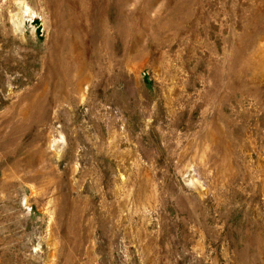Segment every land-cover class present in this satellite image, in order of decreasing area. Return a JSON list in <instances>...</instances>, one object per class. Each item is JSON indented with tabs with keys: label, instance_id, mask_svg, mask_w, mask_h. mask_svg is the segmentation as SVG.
I'll return each mask as SVG.
<instances>
[{
	"label": "rangeland",
	"instance_id": "374dc122",
	"mask_svg": "<svg viewBox=\"0 0 264 264\" xmlns=\"http://www.w3.org/2000/svg\"><path fill=\"white\" fill-rule=\"evenodd\" d=\"M0 264H264V0H0Z\"/></svg>",
	"mask_w": 264,
	"mask_h": 264
}]
</instances>
